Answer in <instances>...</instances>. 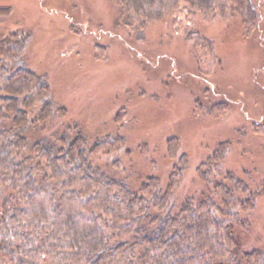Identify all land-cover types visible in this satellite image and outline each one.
<instances>
[{
    "label": "trees",
    "instance_id": "trees-1",
    "mask_svg": "<svg viewBox=\"0 0 264 264\" xmlns=\"http://www.w3.org/2000/svg\"><path fill=\"white\" fill-rule=\"evenodd\" d=\"M115 2L119 22L139 36L175 12L256 19L251 0ZM29 37H0V264L264 263L263 249L245 246L264 185L253 190L224 169L230 142L197 168L202 186L177 199L187 166L179 140L167 142L175 161L165 186L120 166L125 139H92L65 120L47 76L28 68Z\"/></svg>",
    "mask_w": 264,
    "mask_h": 264
},
{
    "label": "rangeland",
    "instance_id": "rangeland-1",
    "mask_svg": "<svg viewBox=\"0 0 264 264\" xmlns=\"http://www.w3.org/2000/svg\"><path fill=\"white\" fill-rule=\"evenodd\" d=\"M251 2L256 19L247 25L228 11L210 20L175 12L139 36L119 22L115 0H0V37L29 33L28 68L47 76L66 121L92 139H125L120 166L165 186L175 161L167 142L178 139L187 156L180 199L202 186L197 168L227 141L224 169L260 191L264 0ZM250 220L245 246L264 250V191Z\"/></svg>",
    "mask_w": 264,
    "mask_h": 264
}]
</instances>
